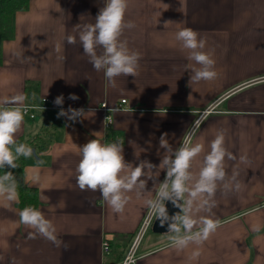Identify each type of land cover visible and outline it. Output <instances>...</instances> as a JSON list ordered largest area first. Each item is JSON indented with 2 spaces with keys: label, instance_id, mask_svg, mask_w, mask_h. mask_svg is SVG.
I'll list each match as a JSON object with an SVG mask.
<instances>
[{
  "label": "crops",
  "instance_id": "1",
  "mask_svg": "<svg viewBox=\"0 0 264 264\" xmlns=\"http://www.w3.org/2000/svg\"><path fill=\"white\" fill-rule=\"evenodd\" d=\"M104 2L30 0L27 10L15 13L13 38L0 42V98L24 93L30 105L50 100L34 119L24 118L17 140L49 125L47 148L31 147L36 154L26 159L25 180L38 190L37 208L63 241L57 247L39 236L28 239L31 229L20 223L18 202L0 201V264H121L147 215L144 201L155 195L166 171L147 181L150 193L142 198L130 193L118 214L98 191L77 186L78 147L94 138L119 139L126 162L136 166L147 160L158 167L165 152L161 135L167 133L170 145L178 148L194 122H199L194 142L204 143L206 151L217 130L226 131V147L237 157L226 162L227 170L231 174L238 166L242 187L217 192L212 211L221 226L199 247L198 257L192 256L197 245L177 251L167 235L159 234L140 244L134 264H264V0H129L125 18L135 27L121 39L140 53V68L136 77H118L115 88L89 63L78 39L74 45L65 40L76 34L75 25L95 23ZM185 27L197 31L207 41L206 50L214 52L219 74L214 81L189 84L188 65L194 62L175 40ZM70 94L79 99H69ZM60 95L64 102L57 106ZM123 99L124 109H118ZM103 103L115 109L110 127H105ZM61 107L92 112L74 122L58 117ZM245 154L250 163L239 164ZM201 160L202 155L194 170ZM254 225L261 226L259 232ZM104 240L110 243L109 254L103 253Z\"/></svg>",
  "mask_w": 264,
  "mask_h": 264
},
{
  "label": "clouds",
  "instance_id": "2",
  "mask_svg": "<svg viewBox=\"0 0 264 264\" xmlns=\"http://www.w3.org/2000/svg\"><path fill=\"white\" fill-rule=\"evenodd\" d=\"M128 7L129 0H105L95 23L77 24L74 28L76 34L65 37L67 44L72 45L76 44L78 39L89 63L97 72L103 71L105 80L113 88L116 87L118 77H136L139 74L140 53L130 50L127 41L121 39L125 30L135 27L133 22L125 18ZM169 23L172 22H166ZM175 40L181 50L186 51L187 59L194 62L193 65H188L191 71L189 84L217 79L219 74L215 68L214 52L206 50V39L197 31L185 27L175 33ZM55 51L60 53L61 43L55 45ZM57 58L63 59L62 56ZM27 99L24 93L0 98V169L6 166L16 169L19 167L17 161L21 157L27 159L33 154L30 146L17 142L25 114L31 107L26 103ZM69 99L78 100L79 97L70 94ZM63 102L62 95L57 96L54 101L57 106H62ZM89 112L92 111L85 112L83 108L72 107L64 110L61 107L58 117H67L75 122L77 118L84 119ZM108 119L111 117L108 116L106 120ZM198 128L199 122H194L193 130L185 132L179 147L175 149L167 139L168 134L163 133L159 146L165 149V152L158 167L147 160L140 161L136 166L126 162L122 140L105 143L96 138L90 139L78 147L80 159L75 169L76 184L81 191H98L112 211L119 214L124 212L129 203L130 193L142 198L145 193H150L145 191L147 181H155L161 170L166 171L163 182L154 187L155 195L144 201L148 209L145 224H152L153 219H159L161 226L167 223L166 235L170 247L183 251L189 245H197L198 248L192 256L198 257L201 254L199 247L221 226V221L214 218L212 211L216 207L217 192L228 194L239 191L242 187L238 166L232 169L231 174L227 170L226 162L236 161L237 157L226 147V131L217 130L206 151L204 143L194 142ZM99 134L100 132H97L93 135ZM201 155L198 170H194V163ZM249 163L246 154L239 157V164ZM37 179L34 177L33 183ZM18 186L12 171L0 175V201L6 205L17 203ZM166 201H171L181 211L169 216ZM19 218L21 224L31 229L28 239L39 236L57 247L63 245V241L58 239L56 226L41 209L26 206L19 211ZM260 228V225H254L253 231L259 232ZM125 264H134V261L126 259Z\"/></svg>",
  "mask_w": 264,
  "mask_h": 264
},
{
  "label": "trees",
  "instance_id": "3",
  "mask_svg": "<svg viewBox=\"0 0 264 264\" xmlns=\"http://www.w3.org/2000/svg\"><path fill=\"white\" fill-rule=\"evenodd\" d=\"M29 2L30 0H0V42L5 39L13 38L15 13L18 11L27 10L29 8ZM49 132V125H46L43 126V128L38 134H35L30 138L22 136L17 140V142L25 143L33 148L45 149L48 145L46 136ZM17 164L19 165V167L16 169H11L8 166H6L4 169H0V175H2L6 171H12L13 174L16 176L19 185L18 205L21 209L26 206H34L37 208L39 205L38 190L29 187L25 180L26 158L21 157L17 161ZM115 254H117V252H115ZM118 260H121L120 257L118 258Z\"/></svg>",
  "mask_w": 264,
  "mask_h": 264
},
{
  "label": "built area",
  "instance_id": "4",
  "mask_svg": "<svg viewBox=\"0 0 264 264\" xmlns=\"http://www.w3.org/2000/svg\"><path fill=\"white\" fill-rule=\"evenodd\" d=\"M43 105H33V104H29L31 107L29 108V111L25 114V117H29L30 119H34L35 115H36V111L40 110V109H45L48 108V103L50 104V100L49 99H43L42 100ZM126 104V100L123 99L121 100L119 106L117 107L118 109H124V105ZM101 110L104 112L105 117H104V122H105V127H110L111 124L113 123V117H112V112L115 109H110L106 103H103L101 106ZM110 116L111 119L106 120V118ZM147 218V215L145 216L141 227L139 229V231L135 234L134 238L132 239V243L128 249V252L124 258V260L122 261L121 264H125V260L126 259H131L134 261V263L137 261V257H138V249L140 247V244L143 240V237L146 235V233L151 229V226L153 224H145V220ZM154 221V219H153ZM110 243L108 240H104L102 243V250L103 253L105 254H109L110 253Z\"/></svg>",
  "mask_w": 264,
  "mask_h": 264
},
{
  "label": "water",
  "instance_id": "5",
  "mask_svg": "<svg viewBox=\"0 0 264 264\" xmlns=\"http://www.w3.org/2000/svg\"><path fill=\"white\" fill-rule=\"evenodd\" d=\"M35 150L33 149V155H35ZM182 203V202H181ZM166 208L168 210L169 216H172L176 213H179L181 211L180 208L175 207L171 201L165 202ZM151 229L156 234H167L168 232V224L166 223L164 226H161L159 219H154L153 224L151 226Z\"/></svg>",
  "mask_w": 264,
  "mask_h": 264
},
{
  "label": "rangeland",
  "instance_id": "6",
  "mask_svg": "<svg viewBox=\"0 0 264 264\" xmlns=\"http://www.w3.org/2000/svg\"><path fill=\"white\" fill-rule=\"evenodd\" d=\"M155 235H159V234L154 233V232L152 231V229H150V230L146 233V235L143 237V240H142L141 245L144 246L145 244H147V243L151 240L152 237H155ZM165 235H166V234H165Z\"/></svg>",
  "mask_w": 264,
  "mask_h": 264
}]
</instances>
